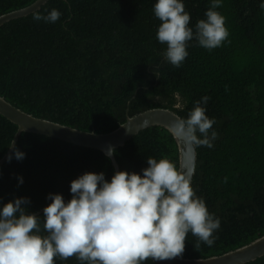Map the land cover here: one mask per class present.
Wrapping results in <instances>:
<instances>
[{
	"label": "trees",
	"instance_id": "obj_1",
	"mask_svg": "<svg viewBox=\"0 0 264 264\" xmlns=\"http://www.w3.org/2000/svg\"><path fill=\"white\" fill-rule=\"evenodd\" d=\"M36 1L0 0V17ZM155 2L49 0L38 12L59 10L57 22L35 21L32 14L6 23L0 27V96L36 118L96 134L153 109L187 118L196 101L210 97L206 115L217 121L219 138L212 149L197 147L192 188L221 227L212 247L189 233L182 258L222 256L264 236V9L261 0H223L215 10L226 18L228 40L211 51L191 41L176 68L156 38ZM183 2L195 32L211 0ZM17 131L0 115V160ZM16 147L26 155L0 167V205L27 197L28 210L39 216L51 203L49 193L70 200V183L82 174L103 172L110 181L116 173L102 151L55 138L23 133ZM115 153L120 171L140 174L148 157L179 168L177 143L161 127L142 131ZM41 229L46 235L43 223ZM54 262L79 264L75 256ZM146 264L155 263L149 258ZM248 264H264V256Z\"/></svg>",
	"mask_w": 264,
	"mask_h": 264
},
{
	"label": "clouds",
	"instance_id": "obj_2",
	"mask_svg": "<svg viewBox=\"0 0 264 264\" xmlns=\"http://www.w3.org/2000/svg\"><path fill=\"white\" fill-rule=\"evenodd\" d=\"M222 4L223 0H211L206 18L197 21L194 32L183 0H156L153 13L161 22L156 38L167 45L163 56L168 63L181 67L193 40L209 51L228 40L226 18L215 10ZM260 7L264 9V0ZM61 15L52 9L47 15L35 13L33 19L55 23ZM209 99L203 96L187 118L170 126L173 138L183 142L189 156L194 147L212 149L219 138L213 128L217 121L206 115ZM9 149L7 162L25 158L14 141ZM107 154L114 156L115 149L110 147ZM146 163L140 174L120 171L110 181L103 172L82 174L70 183V200L48 194L51 203L43 216L28 210L27 197L0 205V264H55L56 257L73 256L79 264L170 261L182 258L189 233L214 246L221 221L191 187L194 168L179 169L167 158L148 157ZM17 179L22 185L23 177ZM41 223L46 235H40Z\"/></svg>",
	"mask_w": 264,
	"mask_h": 264
},
{
	"label": "water",
	"instance_id": "obj_3",
	"mask_svg": "<svg viewBox=\"0 0 264 264\" xmlns=\"http://www.w3.org/2000/svg\"><path fill=\"white\" fill-rule=\"evenodd\" d=\"M48 1L49 0H37L33 5L25 9L1 16L0 27L11 21L35 14L40 11ZM0 115L18 127V131L14 138L15 146L23 133L38 134L49 138H55L76 146L102 151L111 160L115 172H120V168L115 155L108 156L107 154L110 147L117 150L125 146V144L133 137L151 127H161L170 132L171 124L176 119L181 118L171 110L153 109L134 117H129L117 130L109 134H96L94 132H84L48 120L36 118L16 108L1 96ZM175 141L179 149V169L186 170L194 168V173L191 176L192 187L198 162L197 147L192 148L191 156H189L186 154L187 148L183 142L178 138H176ZM9 153L10 150L0 160V167L7 160ZM263 256L264 236L247 246L226 253L222 256L211 257L208 259L177 258L170 261H152L155 264H248L262 258Z\"/></svg>",
	"mask_w": 264,
	"mask_h": 264
}]
</instances>
